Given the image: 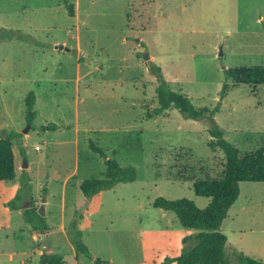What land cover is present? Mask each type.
I'll list each match as a JSON object with an SVG mask.
<instances>
[{"label": "rangeland", "instance_id": "rangeland-1", "mask_svg": "<svg viewBox=\"0 0 264 264\" xmlns=\"http://www.w3.org/2000/svg\"><path fill=\"white\" fill-rule=\"evenodd\" d=\"M0 30L14 32L0 36V136L22 135L12 140L13 184L27 174L31 199L21 205L42 206L48 226L35 230L22 209L11 210L12 183L0 181V264H39V250L65 264H95L71 245L73 220L103 264H164L183 236L197 232L153 202L187 198L204 208L209 198L194 193L193 181L221 177L224 155L209 146L207 119L175 108L152 113L151 62L196 107L218 106L213 118L241 153L264 143V85L232 86L224 75L225 68L264 66V0H0ZM30 91L32 125L25 119ZM47 123L58 127L40 130ZM90 142L134 166L136 179L86 198L79 184L105 174ZM220 231L230 249L264 262V182L239 183Z\"/></svg>", "mask_w": 264, "mask_h": 264}, {"label": "trees", "instance_id": "trees-1", "mask_svg": "<svg viewBox=\"0 0 264 264\" xmlns=\"http://www.w3.org/2000/svg\"><path fill=\"white\" fill-rule=\"evenodd\" d=\"M70 16L74 15L73 5L64 2ZM12 30H0V36L13 39ZM149 72L155 76L157 84L154 94L157 105L153 108V114L175 108L184 117L189 119H207V131L211 136L209 146L212 149H220L225 159L224 171L219 178L196 179L193 181V191L197 196L209 198L204 208L197 207L193 201L187 198L165 199L157 197L153 206L172 211L179 223L186 228L196 230L195 234H188L181 238V250L174 257H166L164 264H264L260 259L253 258L235 248L227 245V237L220 231V225L226 217L231 205L239 194L240 182H264V143L252 151L241 153L237 147L224 137L223 130L215 122L213 113L218 106L211 111L205 107H196L188 96L171 88L165 79L159 65L151 62L148 65ZM226 79L232 80V86L238 84L264 85V66L225 68ZM229 90L225 82L220 91L222 99ZM35 106V94L30 91L25 96V119L32 125L37 114ZM55 123L41 125L40 130H55ZM21 134L15 131L2 132L0 136V181L13 183L14 153L12 140L21 138ZM89 147L104 158L105 174L102 177H91L79 184V190L83 195L91 199L102 190L113 188L118 183L132 182L136 179V169L132 165H121L117 161L106 158L104 152L92 142ZM26 173H21L19 187L14 196L6 203L11 210L21 209V204L26 198L31 199V184ZM45 192V190H43ZM21 216L24 222L30 224L35 230H47L45 217L38 213V206L33 201L22 209ZM78 220L70 222L68 237L75 252L82 253L92 259L95 264H103V261L92 255L82 240V234L78 228ZM39 264H65L62 256L56 253L43 251L39 256Z\"/></svg>", "mask_w": 264, "mask_h": 264}, {"label": "water", "instance_id": "water-1", "mask_svg": "<svg viewBox=\"0 0 264 264\" xmlns=\"http://www.w3.org/2000/svg\"><path fill=\"white\" fill-rule=\"evenodd\" d=\"M55 48H57V49H64V50H67V51H69V48H67V47H64L63 45H56L55 46ZM149 56H148V54H145V56L143 57V59L145 60V59H147ZM28 127H29V125L27 126V128L26 129H24V131L23 132H26L27 131V129H28ZM21 209H24L25 207L23 206V205H21V207H20ZM38 213L41 215V216H43L44 215V211H43V208H42V206H39L38 207Z\"/></svg>", "mask_w": 264, "mask_h": 264}, {"label": "crops", "instance_id": "crops-1", "mask_svg": "<svg viewBox=\"0 0 264 264\" xmlns=\"http://www.w3.org/2000/svg\"><path fill=\"white\" fill-rule=\"evenodd\" d=\"M10 187H11V190H12V194L11 195L14 196L15 192L17 191L18 185L12 183V185ZM45 231H48V229L45 230ZM42 252L43 251H40V250L38 251L39 254H41Z\"/></svg>", "mask_w": 264, "mask_h": 264}]
</instances>
